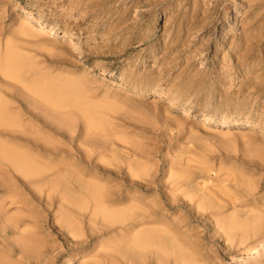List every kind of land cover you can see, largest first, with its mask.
<instances>
[{"label":"rangeland","instance_id":"374dc122","mask_svg":"<svg viewBox=\"0 0 264 264\" xmlns=\"http://www.w3.org/2000/svg\"><path fill=\"white\" fill-rule=\"evenodd\" d=\"M252 1L0 0V52L9 46L30 68L18 78L0 70L3 100L25 124L49 121L51 142L65 135L67 154L47 161L66 156L71 166L67 215L59 202L43 206L49 186L22 193L36 227L29 212L8 208L19 220L0 223V264H264V0ZM28 16L54 30L21 38ZM29 105L41 107L35 123ZM83 180L132 198L109 211L145 217L131 230L93 220ZM147 233L160 243L131 245Z\"/></svg>","mask_w":264,"mask_h":264},{"label":"bare ground","instance_id":"6f19581e","mask_svg":"<svg viewBox=\"0 0 264 264\" xmlns=\"http://www.w3.org/2000/svg\"><path fill=\"white\" fill-rule=\"evenodd\" d=\"M252 1V0H249ZM253 2V1H252ZM260 13V12H259ZM208 16V15H207ZM212 18V17H211ZM21 19V18H20ZM207 19V18H206ZM255 19V18H254ZM252 19V20H254ZM214 21V20H213ZM19 25L20 27L19 32L16 31V33L18 32V35L21 36V38H34L35 36L38 37H48L50 35V32L52 30H54L51 26H48L47 24L41 23L40 20L35 19V18H31V16H28L27 18H22L19 21ZM203 23V22H202ZM212 23V22H211ZM203 26V25H202ZM201 29V28H200ZM255 29V28H254ZM258 30V29H257ZM249 31V29H248ZM19 37V36H18ZM67 36L62 35L61 38L64 39ZM16 39V38H15ZM35 40V39H34ZM45 40V39H44ZM70 40V39H69ZM55 41V40H54ZM34 42V41H33ZM249 42V41H248ZM245 46V45H244ZM9 48V46H8ZM8 48L4 49L7 51L5 53V50L3 53H5L4 57H1V52H0V65L3 64V66H0V70L3 69L4 67L6 68L5 71L9 72L8 74L10 75H15L18 77H23V75L27 74L30 71V68L28 67V64H24L23 60L21 59L20 56H18V54L14 53V52H10V50H8ZM44 48V47H43ZM24 49V48H23ZM16 50V49H15ZM13 51V50H12ZM238 52V51H237ZM18 53V52H17ZM241 54V53H240ZM245 54V53H244ZM2 61V62H1ZM2 67V68H1ZM1 71H4L1 70ZM3 72L0 74L4 75ZM30 73V72H29ZM34 73V72H33ZM30 75V74H28ZM27 75V76H28ZM31 77V76H30ZM2 78V77H1ZM16 79V78H15ZM3 80V79H2ZM258 80V79H257ZM2 85V84H1ZM0 85V138L4 141V139L6 140L5 143H2L0 141V195H4L5 196H9L10 198V202L7 205L6 203H4V201L2 200V202H0V223H3L4 225H13L16 226L18 224L17 216H14L15 218L11 217V218H7V214L8 213V208L10 206H15L17 207V210H21V211H27L29 212L33 218H32V225H34L36 227L37 225V214L35 212V210H33L29 203L27 202L28 200L25 199V197H23V194L25 191H28V194L31 197H36L39 193L42 192V188L45 186H49L50 191L47 192V195L45 194V198H43V202H45V206L46 210L48 211V207L51 208V206L56 203L59 202L61 206L58 207V211L61 212L60 208L63 207V211L66 213V211L69 212V207L67 208V206H64V203H67L68 205L71 204V202H69V195L67 193V181H68V171H69V167H71L69 164L67 165L66 163H64V159L66 158V156L64 157V159L58 163H54L55 165L53 166L51 163H49L47 160H49L48 157H54L56 154L55 152H63L61 153V155H66L67 154V150L62 147L64 145H67L66 142L63 143L64 139H67L65 135L58 133V136L60 138V141L62 140V143L60 142V144H55L54 142H51V140L49 138H52L53 135H55L54 129L52 127V124L49 121H39V125L38 124H25L22 121V118L24 117V115L22 116L21 113H16L15 108L17 107H12L11 105H9L7 102H5V100H3V97L7 96V89L5 88V86H1ZM45 89V88H43ZM49 89V88H48ZM47 89V90H48ZM46 90V91H47ZM44 91V90H43ZM43 91L40 90H36V93L39 94H44ZM12 92V90H11ZM20 94V92L18 93ZM17 94V95H18ZM16 95V94H14ZM19 96V95H18ZM22 96V95H21ZM15 98V97H14ZM25 98V97H24ZM21 99V97H20ZM26 99V98H25ZM80 99V98H79ZM23 100V99H22ZM21 100V101H22ZM27 100V99H26ZM25 101V100H24ZM28 101V100H27ZM26 101V102H27ZM23 102V101H22ZM10 103V102H9ZM17 103V102H16ZM32 103V102H31ZM11 104V103H10ZM18 104V103H17ZM41 104V103H40ZM39 104V105H40ZM48 104V103H47ZM27 105V103H26ZM17 106V105H16ZM20 106V108L23 109V106L20 104L18 105ZM82 108V107H80ZM41 107H39L38 110H40ZM36 110L37 107H31L30 105L28 106V109L26 110V114L29 118H31L30 120L33 119L34 123L35 120L37 121V115H36ZM37 110V111H38ZM78 110V109H77ZM47 111V110H46ZM89 111V110H88ZM23 113V112H22ZM47 113H49L47 111ZM74 113V112H73ZM27 117V118H28ZM87 117V116H86ZM28 118V119H29ZM66 118V117H65ZM74 118V117H73ZM89 118H87L88 120ZM61 120V119H60ZM59 120V121H60ZM207 121V120H206ZM25 122V121H24ZM63 122V121H62ZM92 122V121H90ZM37 123V122H36ZM61 123V122H60ZM66 123H68L66 121ZM94 123V122H92ZM91 123V124H92ZM236 124L235 120H227L224 121L222 123V127L223 128H232L234 127ZM65 125V124H64ZM67 126V124H66ZM89 126V125H88ZM69 127V125H68ZM73 127V126H72ZM70 129V127H69ZM42 130V132L45 130V135L46 136H42L39 135L40 131ZM39 132V133H38ZM41 132V133H42ZM87 133V132H86ZM93 135V134H92ZM58 138V139H59ZM97 141V140H96ZM96 141H94V143H96ZM98 144V141H97ZM69 146V144H68ZM104 146V145H102ZM107 146V144H106ZM98 147V145H97ZM71 148V147H70ZM74 148V147H73ZM85 147H83L84 149ZM96 148V145L95 147ZM69 149V148H68ZM76 149V148H75ZM86 149V148H85ZM84 149V150H85ZM109 149V148H108ZM89 149L87 148L86 151H88ZM84 156H81L82 161H88L87 156L89 152H86ZM105 151V150H104ZM73 152V151H72ZM91 153V151H90ZM81 154H83L81 152ZM92 154V153H91ZM90 154V155H91ZM60 155V154H59ZM60 155V156H61ZM95 155V154H94ZM99 155V154H98ZM123 155V154H122ZM73 156V155H72ZM114 156V155H113ZM100 157V155L98 156ZM116 158V157H115ZM71 159V158H70ZM95 159V158H94ZM93 159V160H94ZM80 160V159H79ZM92 160V161H93ZM100 160V159H99ZM114 160V159H113ZM116 160V159H115ZM56 161V160H54ZM67 161V159L65 160ZM81 161V160H80ZM81 161V162H82ZM105 162V161H104ZM107 163V161H106ZM88 164V163H86ZM57 165V167L61 168L59 169L58 172H54V171H50L52 167H55ZM77 164H75L76 166ZM81 166V163L79 164ZM110 165V164H108ZM79 167V166H77ZM102 167V166H101ZM129 167V166H128ZM133 167V166H132ZM74 168V167H73ZM76 168V167H75ZM71 170V169H70ZM84 170V169H83ZM120 170V169H119ZM79 171H81L79 169ZM86 171V170H85ZM71 171H69V175ZM83 172V171H82ZM90 172V171H89ZM134 172V171H133ZM73 173V172H72ZM75 173V172H74ZM76 174V173H75ZM84 175V174H83ZM87 175V174H86ZM80 176V175H79ZM92 176V175H91ZM96 176V175H94ZM121 176V175H120ZM185 176V175H184ZM193 176V174H192ZM82 177V176H81ZM89 177V176H88ZM186 177V176H185ZM196 177V176H194ZM193 177V178H194ZM84 177H82L81 179H83ZM181 178V177H179ZM192 178V177H191ZM75 179H77V175L75 177ZM80 179V180H81ZM87 179V178H86ZM95 179V177H94ZM98 179V178H97ZM72 180V179H69ZM79 180V178H78ZM101 180V179H100ZM181 180V179H180ZM178 179V181H180ZM84 181V180H83ZM86 181V180H85ZM84 181V182H85ZM89 181V179H88ZM124 181V180H122ZM132 181V180H130ZM75 182V181H74ZM87 182V181H86ZM90 182V181H89ZM95 182V181H94ZM186 185L190 188L191 191H194V186H193V182L191 181L190 178H188L186 181ZM78 183V181H77ZM92 183V182H91ZM183 183V182H182ZM240 183V182H239ZM75 184V183H74ZM88 184V182H87ZM86 184V185H87ZM93 184V183H92ZM102 184V183H101ZM195 184V183H194ZM248 184V183H247ZM255 184V183H254ZM85 185V183H84ZM83 185V186H84ZM91 184H88V186L86 187L85 193H87V197L89 198V200L91 201V203H93V210L92 212V216L91 218L93 220H95L96 218L100 217L101 219H103L106 222H114L115 224H126L127 229H133L135 226V222H133V217H145L144 214L142 215H138V214H134V212L132 210H125V211H109L108 206H112V205H121L123 202L125 204V201L128 199H123V197L121 196V194L114 193L110 194V192L105 191L103 189V185L101 186L102 189H97V187L95 188L94 186H90ZM82 186V187H83ZM99 186V185H98ZM178 186V185H177ZM240 186V184H239ZM247 186V185H246ZM253 187V186H252ZM80 188V186H79ZM116 188V187H115ZM121 188V187H120ZM249 188V187H248ZM247 188V189H248ZM179 189V188H178ZM183 189V188H181ZM187 189V187H186ZM73 190V189H72ZM82 190V192H83ZM198 190V189H196ZM194 191V193H196L197 191ZM200 190V189H199ZM46 191V190H45ZM182 191V190H181ZM201 191V190H200ZM69 192V191H68ZM112 192V191H111ZM199 192V191H198ZM204 192V191H203ZM206 192V190H205ZM23 193V194H22ZM43 193V192H42ZM46 193V192H45ZM185 193V192H184ZM193 193V192H192ZM74 194V193H73ZM78 194V193H77ZM81 194V193H80ZM84 194V193H83ZM131 194V193H130ZM200 194V193H199ZM1 195V196H2ZM25 195V194H24ZM27 195V194H26ZM41 195V194H40ZM129 195V194H128ZM193 195V194H192ZM39 196V195H38ZM81 196V195H80ZM84 196V195H83ZM204 196V195H203ZM133 197V196H132ZM194 197V196H193ZM192 197V198H193ZM3 198V197H1ZM0 198V199H1ZM29 198V197H28ZM32 198V199H33ZM41 199V197H39ZM81 198V197H80ZM79 198V199H80ZM85 198V197H84ZM130 198V197H129ZM196 198V196H195ZM6 199V198H5ZM4 199V200H5ZM83 199V198H82ZM132 199V198H130ZM130 199H128L126 202H130ZM137 199V198H135ZM73 201V199H71ZM81 200V199H80ZM86 200V199H85ZM9 201V200H8ZM136 201V200H134ZM138 202V200H137ZM213 202V201H212ZM84 203V202H83ZM87 203V202H86ZM134 203V202H133ZM210 203V202H209ZM136 204V203H135ZM134 204V205H135ZM73 205V203H72ZM71 205V206H72ZM79 206V204H77ZM123 205V204H122ZM131 205V204H130ZM216 205V204H215ZM20 206V207H18ZM22 206V207H21ZM138 206V205H137ZM144 206V205H143ZM214 206V205H213ZM218 206V205H217ZM85 207V206H84ZM118 207V206H117ZM145 207V206H144ZM13 208V207H12ZM91 208V207H90ZM116 208V207H115ZM127 208V207H126ZM134 208H136L134 206ZM139 208V207H138ZM143 208V207H142ZM146 208V207H145ZM216 208V206H215ZM219 208H222L221 206ZM42 209V208H41ZM40 209V211H41ZM44 209V208H43ZM84 209V208H83ZM120 209V207H119ZM150 209V208H149ZM217 209V208H216ZM15 210V208H14ZM89 210V209H88ZM112 210V209H111ZM137 210V209H136ZM11 211V210H10ZM62 211V212H63ZM120 211V212H119ZM139 211V210H138ZM154 211V210H153ZM15 212V211H14ZM255 212V211H254ZM19 213V212H18ZM141 213V212H140ZM145 213V212H144ZM17 214V213H16ZM15 214V215H16ZM20 214V213H19ZM18 214V216H19ZM23 214V213H22ZM69 214V213H68ZM44 215V214H43ZM63 215V214H62ZM67 215V213H66ZM70 215V214H69ZM68 215V216H69ZM218 215V214H217ZM220 215V214H219ZM12 216V215H11ZM83 216V215H82ZM222 216V214H221ZM17 217V218H16ZM22 217V216H20ZM154 217V216H153ZM221 218V217H220ZM65 226H67L68 224V219L65 218ZM72 219V217H71ZM133 219V220H132ZM155 219V218H154ZM19 220V218H18ZM73 220V219H72ZM108 220V221H107ZM71 220L69 219V222ZM75 221V219H74ZM73 222V221H72ZM89 222V221H88ZM27 223V222H26ZM39 223V222H38ZM77 223V222H76ZM150 223V222H149ZM78 224V223H77ZM143 224V223H142ZM148 224V223H147ZM146 224V225H147ZM155 224V223H153ZM257 224V222H256ZM25 225V224H24ZM23 225V226H24ZM28 225V224H27ZM145 225V224H144ZM149 225V224H148ZM163 225V223L161 224ZM160 225V226H161ZM75 225V229H76ZM154 227H156L155 225H153ZM17 227V226H16ZM78 227V226H77ZM140 227V226H138ZM25 228V227H24ZM30 228V227H29ZM61 228V226L59 227ZM65 228V227H64ZM63 228V229H64ZM67 228V227H66ZM121 228V227H120ZM141 228V227H140ZM143 228V227H142ZM62 229V228H61ZM73 229V228H72ZM73 229V230H75ZM27 230V229H26ZM29 230V229H28ZM28 230L26 232V234H28ZM60 230V229H59ZM154 230V229H153ZM171 230V229H170ZM174 230V229H173ZM23 231V229H22ZM62 231V230H61ZM60 231V232H61ZM151 231V230H150ZM172 231V230H171ZM177 231V230H176ZM25 232V231H24ZM34 232V231H33ZM29 231V235H27L28 238H32L34 237V233ZM63 232V231H62ZM61 232V233H62ZM160 232V231H159ZM168 232V231H167ZM170 232V231H169ZM133 233V232H132ZM146 233V232H145ZM181 235V234H180ZM22 236V235H21ZM171 236V235H170ZM24 237V235H23ZM178 237V236H177ZM27 238V239H28ZM26 239V238H24ZM26 239V240H27ZM34 239V238H32ZM37 239V238H36ZM22 241V240H21ZM159 242L160 239H158L157 235H153L152 234H140V235H136L133 236L130 239V243L131 245H135V246H139V244H147V243H151L153 244L154 242ZM264 242V240H262ZM27 242V241H25ZM28 242H31L30 239L28 240ZM115 242V241H114ZM174 242V241H173ZM175 242H177L175 240ZM36 243V242H35ZM117 242H115L116 244ZM122 243V242H121ZM129 243V242H128ZM160 243V242H159ZM33 244V243H32ZM118 244V243H117ZM181 244V242H180ZM255 244V243H254ZM191 245V244H190ZM118 246V245H117ZM250 250L251 247H248ZM247 250V251H248ZM253 251V250H252ZM251 252V251H250ZM175 253V252H174ZM180 253V252H179ZM198 258V257H197ZM101 260V259H100Z\"/></svg>","mask_w":264,"mask_h":264}]
</instances>
